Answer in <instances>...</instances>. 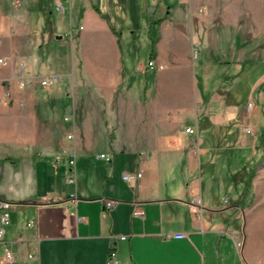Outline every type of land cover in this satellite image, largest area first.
<instances>
[{"label":"crops","instance_id":"0c3cea01","mask_svg":"<svg viewBox=\"0 0 264 264\" xmlns=\"http://www.w3.org/2000/svg\"><path fill=\"white\" fill-rule=\"evenodd\" d=\"M117 1L118 9L128 8V0ZM72 2L79 0H70L75 13L67 31L66 16L51 25V11L36 14L23 0H0V199L10 203L3 239L16 256L6 261L0 250V264H106L111 247L124 264H238L230 237L241 264H255L249 250L238 248L228 223L241 210L246 187L240 182L246 186V178L234 175L239 191L233 203L204 200L201 158L212 162L216 153L209 141L201 143L200 128L219 122L230 129L226 138L234 149L248 150L256 160L264 153L257 146L264 117L254 105L239 112L234 105L218 106L223 111L211 114L212 104L224 97L218 91L224 81L264 55V0L257 10L242 11L247 21L239 11L227 12L235 25L220 26L225 37L216 43L208 17L191 5L161 9L162 21L148 28V34L155 26L161 33L152 45L153 68L127 63L123 32L93 3L88 9ZM177 15L195 34L190 42L184 27L172 25ZM88 16L89 27L83 23ZM127 29V38H135L133 27ZM21 74L30 77L23 86ZM139 74L145 80L135 89ZM43 79L51 83L43 85ZM250 119L253 139L235 134ZM192 124L197 133L186 132ZM118 144L133 166L117 163ZM71 151L75 172L68 165ZM125 172L142 175L129 182ZM72 174L75 183L67 181ZM195 197L200 212L192 205ZM101 199L115 203L105 208Z\"/></svg>","mask_w":264,"mask_h":264},{"label":"rangeland","instance_id":"374dc122","mask_svg":"<svg viewBox=\"0 0 264 264\" xmlns=\"http://www.w3.org/2000/svg\"><path fill=\"white\" fill-rule=\"evenodd\" d=\"M59 2L63 7H59ZM72 3L73 6L74 2ZM90 3H93L108 16L112 26L123 32L121 34V42L125 61L127 63L136 62L146 66L149 59H152L150 55L153 41H157L161 34L156 26L153 27L152 33L148 34V28L149 25H159L157 20L161 9L164 8L166 12L168 6L172 9H176L182 7V3H186L187 6L191 5L194 13L208 17L206 25L211 27V41L216 43L219 40H223L225 37V33H223L220 26L235 25V19L230 17V14H227V12L231 10L236 12L239 11L241 12V20L247 21L249 19V14L247 12L243 13L242 11L246 9L257 10L261 7L263 0H128V8L125 9L117 8V0H88V2L86 0H79L74 6L75 8L84 6L91 9ZM23 5L25 7L30 5V9L36 14L40 13L42 10L51 11L53 19L50 23L51 25L55 23L54 18L61 20L62 16H66L67 31L71 28L69 17L71 12L75 13V10H70V0H59L57 2L55 0H33L30 4L27 0H23ZM155 9H157V12L155 16H153ZM83 23H85L87 27L92 26V18L88 16ZM73 24H77L76 21H74ZM172 25L177 29L184 27L183 29H185L189 36V42L191 41V35H195L193 32L191 34L185 24L183 25L180 15L176 16ZM130 26L136 31L135 38L131 39V37H128L130 38L129 40L134 41L133 45L127 43L129 32L127 28ZM67 36L69 37L68 32ZM197 41L200 40L197 38V40L193 41L195 45V47L193 46L194 56L196 54L195 49L198 47ZM200 49L202 54L203 48H199V50ZM190 54L192 57V53ZM195 60L197 64V59ZM153 76V72H149L148 77L150 82L148 86L150 87L152 85L151 81H153L152 79L154 78ZM144 80V77L139 74L136 77L134 88L139 89ZM218 91L223 93L224 97L219 103L214 102V104H212L211 114H217L223 111L221 109L222 107L227 110V107L232 105L235 106H232L235 112H239L243 107L247 110L251 103V107L254 105V109L259 111L264 117V55L256 62L244 66L235 72L230 79L224 81V84ZM221 101L222 103H220ZM218 106H221V108ZM249 124L253 126L254 121L250 119L246 124L235 126V134L238 136L242 134L243 137L249 140L253 139V134L246 131V125ZM203 129H205L204 131L206 132H204ZM229 130L230 129L226 128V126H222V124L216 121L212 125L209 124L206 126L205 124H201V143L209 141L216 153L215 157L214 154L211 153V155L213 154L212 162H210V159L207 157L201 158L203 164L201 186L204 200H210L212 203L221 200L224 204H228L227 201L229 200V203H233L239 191V184L236 183L234 175L236 172H242L248 167L249 170L247 172L249 173L244 176L246 178V186L243 182H240V184H243V187L249 186V189L247 190L245 198L239 202L241 210L236 220H230L228 223L229 227L236 229L238 248L245 247V249L249 250L251 257L255 260V264H264V158H261L262 156L259 160L254 159L252 156L249 158L251 154L248 150L234 149L233 141L226 138L227 131ZM231 130H233V128ZM259 136L261 137L257 146L263 147L261 144L262 141H264V129H261ZM103 147H105V144L96 146V154L103 151ZM124 150V146L118 144L117 163L121 165V167L133 166L134 159L130 158ZM83 161V158L78 159V165L82 166ZM101 162L108 164V161H105V159H101ZM240 177L243 178L242 176H238L237 178ZM230 238L229 240L233 244L232 248L234 250L235 259L238 260V264H241V256L234 244V238ZM221 247L224 248V244Z\"/></svg>","mask_w":264,"mask_h":264},{"label":"built area","instance_id":"2783aa9c","mask_svg":"<svg viewBox=\"0 0 264 264\" xmlns=\"http://www.w3.org/2000/svg\"><path fill=\"white\" fill-rule=\"evenodd\" d=\"M58 5H59V7H63L60 2L58 3ZM0 62H5V58L1 57ZM148 66L153 68L155 66V62L153 60H150L148 62ZM159 67L162 68L163 65H160ZM28 82H30V77H25L21 74L20 85L23 86ZM50 83H51V80H49V79H43L42 80L43 85H49ZM249 106H251V103L249 104ZM185 130L187 133L194 134V133H197L198 128H197V126L192 124V125L185 126ZM246 131L252 133V129L250 127H246ZM68 138L69 139L73 138V134H69ZM99 156L102 158H106L107 160L111 159L110 156H108L105 153H101ZM67 157H68V165L70 166L71 171L75 172L76 166H77L76 153L74 151H71L67 154ZM58 161H60V158H57V162ZM141 175H142L141 172H138L136 174H131V173L125 172L123 174V178L129 182H133L134 180L139 178ZM67 181L69 183H75L76 182L75 174L70 175L67 178ZM72 196H73V198H72L73 205L76 206L77 201H78L77 195L75 193H73ZM101 200L105 204V208H110L115 203V201L113 199H101ZM9 205H10L9 201H7L5 199H0V250L3 251L4 260L14 261V260H16V256L14 255L11 248L8 246V244L3 239L4 233H5L4 226L9 223V212H8ZM192 205L194 206L195 211L200 212L201 206H200V201H199L198 197H195L192 200ZM134 213L138 214V215H142L143 211L135 210ZM183 235L184 234H182V233H177L175 236L181 238V237H183ZM126 237H127L126 235H122L120 238L125 239ZM106 264H124L121 261V259L119 258L118 253L114 247H111L109 249Z\"/></svg>","mask_w":264,"mask_h":264},{"label":"trees","instance_id":"16d2710c","mask_svg":"<svg viewBox=\"0 0 264 264\" xmlns=\"http://www.w3.org/2000/svg\"><path fill=\"white\" fill-rule=\"evenodd\" d=\"M95 8V10L97 11V12H99V13H101L100 12V10L97 8V7H94ZM83 8H81L80 9V11H79V17H82V15H83ZM104 17V16H103ZM158 22H160V21H162V18H160V19H158L157 20ZM115 32L116 33H118L119 34V31L118 30H115ZM153 56V50H152V53H151V56L150 57H152ZM263 147H264V141H262V144H261ZM261 158H264V153H263V155H262V157ZM249 172H247L246 170H243L242 172H240V176H245V175H247ZM251 174V173H250ZM249 189V186H247L246 187V190L244 191V195H246V193H247V190Z\"/></svg>","mask_w":264,"mask_h":264}]
</instances>
